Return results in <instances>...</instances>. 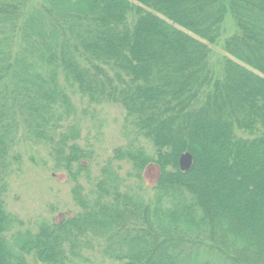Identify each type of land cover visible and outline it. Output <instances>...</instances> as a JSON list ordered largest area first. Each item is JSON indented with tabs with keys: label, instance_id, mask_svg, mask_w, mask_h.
I'll return each instance as SVG.
<instances>
[{
	"label": "trees",
	"instance_id": "1",
	"mask_svg": "<svg viewBox=\"0 0 264 264\" xmlns=\"http://www.w3.org/2000/svg\"><path fill=\"white\" fill-rule=\"evenodd\" d=\"M39 2L37 13L42 14L43 25L51 26L60 38L61 55L71 56L86 75L81 77L82 89L86 86L90 93H98L95 100L122 105L140 123L139 131L152 142L156 153L146 158L135 151L119 153L118 147L114 157L141 170L156 165L157 187L160 184L165 193L172 189L180 196L155 218L150 207L136 211L123 194L125 190L120 192L100 179L92 196L98 197L99 209L111 211L118 222L105 244V254L119 264H214L220 258L231 264H264V0H217L202 29L206 30L204 40L183 33L190 46L165 62L155 60V48L159 43L164 46L170 36L164 33L160 40L152 11L137 16L148 31L146 79L133 77L137 75L133 69L109 65L113 61L105 59L97 45L81 34L80 24L67 23L50 0ZM31 4L32 0L21 4L0 1V14L11 12L20 20L15 30L18 47L8 56L0 55V89L11 105L9 111H3L9 128L0 138V264H70L80 255L77 240L84 233L79 229L83 230L85 212L93 207L84 202L82 185L75 183L72 191L79 212L59 221L42 219L35 231L24 228V222L5 207L8 175L13 161L20 159L13 151L21 126L28 139L50 143L56 166L75 181L83 171L89 173L86 160L92 157L91 149L75 141L72 125L60 122L64 119L59 110L66 100L67 72L60 79L61 91L51 89L53 116L59 123L35 130L28 124L33 123V115L26 112L25 102L48 100L46 91L18 89V94L15 85L18 48L34 8H28ZM133 11L142 12L136 6ZM227 19L235 30L224 37ZM219 42L226 55L215 64L211 45ZM40 78L50 92L49 82ZM168 78H177V83H169ZM59 96L62 100L56 104ZM74 152L81 155L74 156ZM185 154L191 156L190 166H186ZM103 188L112 190L108 202L101 200ZM180 221L187 227L183 229ZM119 235H132V239H125L126 248L111 253L114 243L119 244ZM199 252L207 256L194 259Z\"/></svg>",
	"mask_w": 264,
	"mask_h": 264
},
{
	"label": "rangeland",
	"instance_id": "2",
	"mask_svg": "<svg viewBox=\"0 0 264 264\" xmlns=\"http://www.w3.org/2000/svg\"><path fill=\"white\" fill-rule=\"evenodd\" d=\"M0 1L21 4L26 0ZM39 1L32 0L34 5L31 4L28 8H34L22 29L15 81L17 93L31 89L41 93L48 92V100L45 99L43 103L32 99L25 102L26 112L33 115V123L32 121L28 123L33 130L58 124L59 120L55 122L56 117L53 116L55 110L51 102V89L61 91L60 79L67 72V81L64 86L65 88L67 85L64 92L66 100L59 110L63 111L64 119L60 122L63 124L69 122L72 125L71 134L75 136V141L80 144V147L92 150V157L89 161L86 160L90 171L88 174L83 171L78 181L73 180L66 170L56 166L50 143L46 140L32 141L29 135L28 139L21 126L19 132H16L17 143L15 141L13 151V154L18 155L20 159L13 161L12 170L8 175L5 207L9 213L18 216L24 222V228L35 231L38 222L42 219L59 221L64 215H73L80 211L72 192L75 183L78 182L84 188V202L93 203V207L85 212L86 220L82 222L83 230L79 229L80 234L84 233L77 240L76 249L79 250L80 255L70 264H119L104 251L105 244L113 236L118 222L111 211L99 209L98 197L92 196L95 195L93 191L96 183L102 179V184L115 186L120 192L125 190L122 192L132 202L133 209L137 211L138 208L150 207L152 217L155 218L160 216L159 213H162L164 207L173 205L180 196L172 189L165 193L160 184L157 187L159 170L156 165L150 164L142 171L139 168H133L132 163L128 161L114 157L115 149L118 147L119 153L124 150L135 151L146 158L155 157L156 153L152 142L139 131L140 123L136 122L122 105L113 101L95 100L93 98L99 97L96 95L98 93H90L86 86L82 89L81 77L86 75L81 67L74 63L71 56L67 58L66 55H61L60 38L55 35L51 26L47 28L45 22L43 25L42 14L37 13L40 11ZM50 1L53 10L55 9L60 17L65 18L67 23L80 24L78 30L81 34L91 44L97 45L105 59L113 61L109 65L119 70L133 69V72L137 74L133 77L141 78L148 75L149 71L145 42L148 31L144 21L141 18L138 21L136 17L144 14L145 11H152L153 22L160 34V40H163L164 33L167 37L170 36L164 46H160L159 43L155 48L157 53L155 60L165 62L171 57L175 58L174 55H180L179 52L187 50L190 46L191 42L181 36L183 33L189 34L197 41L204 40L206 30L202 29L212 17L217 2V0L212 2L211 0ZM133 6L141 9V14H135ZM19 23V18L11 12L0 14V55L8 56V52L11 53L13 48L18 47L15 41V30ZM173 30H178L180 33ZM224 30L223 36L235 30L230 19H227L224 24ZM211 47L213 61L218 64V60L226 55V52L221 42ZM134 61L135 64H133ZM40 76L49 82L50 92ZM166 81L175 84L177 78L173 80L168 78ZM78 85L81 86L80 89ZM0 93L4 97H0V138H3L5 131L9 128L8 117L3 115V111H9L11 105L6 99L5 91L0 89ZM61 100L59 96L58 102L55 103L59 104ZM73 155L80 156L81 153L74 152ZM101 194V200L108 202L112 196V190L103 188ZM147 216L150 217V214ZM180 223L183 229L187 227L182 221ZM189 226H191L190 223ZM118 238L119 244L114 243L111 253L113 250L120 251L121 246L126 248L125 239H132V235L128 238L125 235H119ZM204 256L207 255L199 252L193 255V258L200 260L198 258ZM213 263L231 264L223 262L221 258Z\"/></svg>",
	"mask_w": 264,
	"mask_h": 264
},
{
	"label": "water",
	"instance_id": "3",
	"mask_svg": "<svg viewBox=\"0 0 264 264\" xmlns=\"http://www.w3.org/2000/svg\"><path fill=\"white\" fill-rule=\"evenodd\" d=\"M184 158H185V163H186V166H190L191 162H192V159H191V156L188 155V154H185L184 155Z\"/></svg>",
	"mask_w": 264,
	"mask_h": 264
}]
</instances>
